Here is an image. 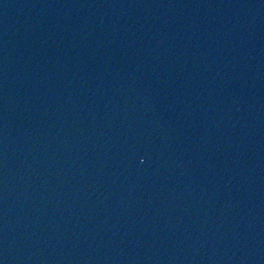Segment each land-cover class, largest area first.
<instances>
[{"label":"water","instance_id":"95a60500","mask_svg":"<svg viewBox=\"0 0 264 264\" xmlns=\"http://www.w3.org/2000/svg\"><path fill=\"white\" fill-rule=\"evenodd\" d=\"M0 264H19L0 139Z\"/></svg>","mask_w":264,"mask_h":264}]
</instances>
